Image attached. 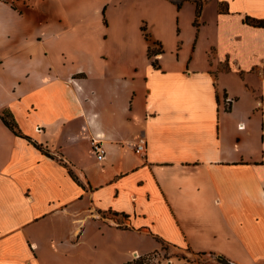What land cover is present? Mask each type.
<instances>
[{"label": "crops", "instance_id": "0c3cea01", "mask_svg": "<svg viewBox=\"0 0 264 264\" xmlns=\"http://www.w3.org/2000/svg\"><path fill=\"white\" fill-rule=\"evenodd\" d=\"M246 17L264 0H0V108L30 137L0 118V264L161 242L185 251L171 264H264V27Z\"/></svg>", "mask_w": 264, "mask_h": 264}, {"label": "rangeland", "instance_id": "374dc122", "mask_svg": "<svg viewBox=\"0 0 264 264\" xmlns=\"http://www.w3.org/2000/svg\"><path fill=\"white\" fill-rule=\"evenodd\" d=\"M172 1H174L175 3L181 2L182 5L185 4V3H193V4L196 5V7H197V2H199V3H202V8H203L204 4L207 3L210 0H172ZM109 223L115 225V222L109 221ZM91 230H92L91 231L92 235H94L95 234V232H94L95 229L91 228ZM111 244L114 246L115 243L113 244V242H109L107 240H103L101 242L94 243V245L91 244V243L89 245V243H88V246L92 250V251L90 250V253H91V255H93V258L94 257L95 258H100V256H102V254L105 252V249H107V246L111 245ZM184 252L185 251L174 249L172 245H169V244H167L165 242H161V249L158 251V254L151 253L150 256H148V257H151L149 259H148V257H145L146 264H159V263H161L163 261H166V259H170V258L173 259V257H175V256L183 255V254H185ZM147 255H149V254H147ZM199 258H201V257L197 256V259H199ZM214 260H215L216 263H218L217 262V261H219L218 260V256H216L214 258ZM210 263L213 264L212 261ZM219 263H221V262L219 261ZM221 264H223V263H221Z\"/></svg>", "mask_w": 264, "mask_h": 264}, {"label": "trees", "instance_id": "16d2710c", "mask_svg": "<svg viewBox=\"0 0 264 264\" xmlns=\"http://www.w3.org/2000/svg\"><path fill=\"white\" fill-rule=\"evenodd\" d=\"M178 5V7L182 6L181 2H177L176 3ZM197 16H199L201 9H202V3L197 2ZM246 22L251 23L253 25H257V26H263L264 27V18L263 19H255V18H251V17H246L245 19ZM143 30L146 31V27L143 26ZM145 36L147 38H149V34L147 32H145ZM158 50L154 49V48H149V56L150 57H154L155 55H157ZM154 64L157 65V61L153 60ZM0 118L3 121V123L17 136H21L24 137L26 139H28L30 141V137L25 136L22 132L21 129L19 128L18 122L15 119V116L13 114V112L8 109V108H4L1 109L0 108ZM155 253H158L155 252ZM150 255V254H149ZM145 256H142L141 258H139L138 260H131L128 261L124 264H145L146 260H145ZM218 260L224 264H231V262L225 258L224 256H219Z\"/></svg>", "mask_w": 264, "mask_h": 264}, {"label": "built area", "instance_id": "2783aa9c", "mask_svg": "<svg viewBox=\"0 0 264 264\" xmlns=\"http://www.w3.org/2000/svg\"><path fill=\"white\" fill-rule=\"evenodd\" d=\"M230 102L229 98H225V103L228 105ZM91 147H92V151L95 153V155L97 156L98 160H102L105 157V153L106 150L103 146V142L100 139H93L91 142ZM145 149H146V142L143 139H140L139 142L136 145V152L139 154H143L145 153ZM158 254V253H156ZM150 255H147L146 257H148ZM142 256H135L133 258V260H138L139 258H141ZM154 257V256H153ZM151 257H148V259ZM172 259H166V261H163L159 264H171ZM146 264V262H145Z\"/></svg>", "mask_w": 264, "mask_h": 264}]
</instances>
